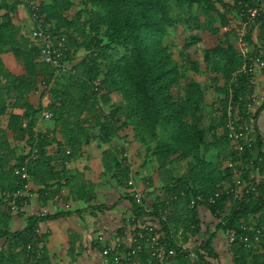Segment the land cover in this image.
I'll use <instances>...</instances> for the list:
<instances>
[{
	"label": "trees",
	"instance_id": "16d2710c",
	"mask_svg": "<svg viewBox=\"0 0 264 264\" xmlns=\"http://www.w3.org/2000/svg\"><path fill=\"white\" fill-rule=\"evenodd\" d=\"M38 2L40 23L53 37H67L68 70L57 73L55 65L40 60L42 45L30 35L33 22L28 29L15 22L22 0H0V120L6 119L0 127V190L12 194L24 187L25 181L14 170L28 159L32 183L42 196L51 199L66 189L69 202H92L95 184L68 164L88 145L108 144L102 151L103 175L111 174L126 189L123 198L132 205L133 215L125 227L131 231L130 240L119 238L121 247L128 246L127 264L153 259L148 239L156 233L165 247L158 264H223L215 240L218 233L227 235L231 229L237 233L232 243L227 235L226 253L232 263L264 264V136L256 125L264 101L255 112L249 109L255 73L248 68L256 56L264 58V13L256 19V40L251 39L253 29H247L252 48L248 59L239 47V29L247 21V12L238 1ZM245 2L256 5L254 0ZM173 29L184 41L181 50L167 41ZM211 36L215 37L212 45L207 42ZM6 54L24 73L9 68ZM203 76L207 81L201 80ZM114 95L120 100H114ZM45 110L53 112L52 124L37 129ZM230 110L253 125L254 144L245 153L228 135ZM115 139L144 147L143 174L133 172L134 154L131 166L124 161L123 141L110 145ZM21 140L26 146L19 149ZM252 159L254 164L247 168ZM230 162L234 167H229ZM132 173L142 203H148L151 212L131 192ZM238 177L254 184L248 196L224 193L216 203H206L215 192L233 188ZM199 195L205 201L191 208V200ZM202 205L215 219L213 229L203 230L207 222L200 216ZM89 208L111 209L112 205ZM80 212L69 208L35 213L14 229L15 213L2 199L0 264H51L43 224ZM258 228L262 229L259 239L240 238L253 236ZM133 238L142 243L135 253L138 242ZM96 242L102 254L105 243ZM72 251L73 242L69 253L75 256Z\"/></svg>",
	"mask_w": 264,
	"mask_h": 264
},
{
	"label": "crops",
	"instance_id": "0c3cea01",
	"mask_svg": "<svg viewBox=\"0 0 264 264\" xmlns=\"http://www.w3.org/2000/svg\"><path fill=\"white\" fill-rule=\"evenodd\" d=\"M22 8L25 11V14H28L27 10L23 6ZM15 22L27 26L32 24L28 15H25L24 20L17 16L15 18ZM9 68L14 71V67ZM20 70L21 72L17 74L24 73L22 68ZM253 80L255 83V91H257L258 94H262L264 89V77L260 70L255 72ZM263 101L264 100L262 99L259 100L254 105L255 108L251 110L255 112L258 107L263 104ZM256 125L260 129L261 134L264 136V110H262ZM48 126H50V124ZM41 129H43V127H41ZM122 141L125 145L124 139H115V141L110 143V145L122 144ZM130 143V140H126V144L129 148ZM136 145L137 151L136 149L134 150L135 160H133V172L135 174L136 171L142 173L141 169H143L142 163L138 165L135 162L137 156L144 155L146 157L145 151L143 152L144 147L139 146L138 144ZM108 146V144L101 143L99 145L98 142H94L85 147L83 152L72 158L68 164L70 169L82 172L84 174V179L87 182H93L95 184L96 199L89 203H85L84 201L70 202L71 210H81V212L56 220H51L43 224V232L48 233L46 248L51 264H102V254L96 242V236L99 233L104 234L108 240L120 238V235H123L120 239L128 242L130 240L129 237H131V231L129 228L125 229V227L133 214L130 201L123 198L126 194V189L118 186L116 182L103 184L100 179L104 172L101 153L104 148H107ZM130 154L132 153L130 152ZM151 171L152 166L148 165L147 173ZM137 177L138 176L136 175V178ZM32 186L35 190L34 192L39 193V196L33 197L27 207V212L14 214L12 221V228L14 229H18L22 226V224H24V221L29 215L28 212L30 213L32 211L34 213H38L42 210H47L49 214H53L65 211L66 209L63 203L65 198L69 200L66 189L60 193L63 199L55 200L54 198L47 199L42 196L39 192L40 190H37L33 183ZM99 204L112 205V208L103 210L89 208L90 205L94 206ZM199 212L203 221L208 222L209 220L207 219L212 217L209 210L203 205L200 206ZM206 226L207 228L213 229V225L210 222H208ZM205 228L203 227V230ZM199 238L202 239L203 234H201ZM71 242H73L74 245V251L72 252H74L76 257L69 253ZM227 243L228 237L226 233H218L215 240V247L220 252L221 258L225 257L223 259V264L226 259L231 258V255L226 253Z\"/></svg>",
	"mask_w": 264,
	"mask_h": 264
},
{
	"label": "built area",
	"instance_id": "2783aa9c",
	"mask_svg": "<svg viewBox=\"0 0 264 264\" xmlns=\"http://www.w3.org/2000/svg\"><path fill=\"white\" fill-rule=\"evenodd\" d=\"M232 1H238L241 5L242 11L247 12V21L243 23L242 28L239 29V32L241 33L239 36V42L240 49L245 57L250 59V56H248V53L251 52L252 48L250 40L246 37L247 36V29H253L252 31V37L251 39L256 40L257 39V29L258 25L256 23L257 17L261 16L262 13H264V0H254L256 2V5H250L248 2H245V0H229ZM22 6L27 10V13L29 17L32 19L33 26L30 30V35L39 41L42 45V51H41V57L40 60L52 63L55 65L57 69V73H60L62 71L68 70L67 63L65 61L66 58V50H67V37L66 35H63L60 38L53 37V34L49 31V29L45 28L43 24L40 23L39 20V2L38 0H22ZM2 16H0V24L2 23ZM264 24V20H263ZM259 47L262 45L259 44ZM250 71L252 73H255L257 70H260L264 77V58L261 55H258L253 59L252 63H250L249 67ZM244 70L246 71V68L244 67ZM54 81V80H53ZM99 84L100 81L96 80L94 82V89L96 91L99 90ZM40 96V92H36V97ZM264 100V89L262 91V94H256L253 93L251 95L252 103L249 106V109H251L252 105H255L259 100ZM43 100L45 103L49 102L48 95H45L43 97ZM231 109V108H230ZM229 121L227 123L228 128V135L230 138L237 141V149L239 152L245 153V151L249 148H252L254 144V128L253 125L250 123H247L245 119L240 116L238 113H234L233 111H229ZM42 118L45 120H52L53 119V112L51 110H45L42 113ZM36 152L35 149L33 151V158H36ZM123 158H125V162L128 165H132V159L131 154L128 148V145L125 142V151L123 153ZM239 165H243V162H238ZM254 164V160H250L249 164L246 165L247 168L252 166ZM229 167H234L235 163L230 162ZM244 166V165H243ZM236 171V169H235ZM15 175L19 176L22 180L25 181L24 187L15 191L12 194H9L5 191L0 190V201L2 199L9 202L11 210L15 214L25 213L27 212V207L29 206L31 200L34 196H39V193H35L32 191V176L28 170V159L19 167H16ZM128 184L131 186V192L133 196L138 200V202L142 203V193L141 190L138 187L137 181L135 180L134 173H132L129 177ZM255 186L252 184L251 181H245L242 177H238L236 184L233 188H229L225 191H217L213 195H211L206 203L208 204H214L220 198L224 193L226 194H233L235 198H240L242 196H248L251 193V190H254ZM21 199V200H19ZM55 200H61L63 197L58 194L54 197ZM65 198L64 205L66 209H69L71 207L70 202ZM205 199L202 196H197L196 198H193L190 203V207L194 208L195 205L199 202H203ZM142 205L145 207L147 212H151L152 208L148 205V203H142ZM47 210H42L38 212L39 215H45L47 214ZM29 215L35 214L34 212H28ZM220 221V219H217ZM243 230H246V226H242ZM262 233V229L258 228L253 236L249 234H245L240 236V238L244 241L250 240V238L259 239V234ZM227 235L229 237V242H234L237 240V233L236 230L231 229L227 232ZM141 237L143 235H140ZM160 234L156 233L154 234L150 239H148L149 246L151 249H153L152 255L153 259L145 261L143 264H158V259H163L164 256V245L160 243L159 241ZM96 240L100 242H104L105 246L102 251V264H127L126 261L129 260L128 253L126 251V248L128 247L126 244L121 247V242L119 238H115L114 240H108L104 234L99 233L96 236ZM133 241L138 242L136 248L132 250V253H135L136 251L140 250L142 247V243H139L137 239L133 238ZM148 245V244H147ZM127 246V247H126ZM186 246V245H185ZM121 248V249H119ZM173 252L172 250L170 251ZM111 254H113V257L111 258ZM194 255V253H192Z\"/></svg>",
	"mask_w": 264,
	"mask_h": 264
},
{
	"label": "rangeland",
	"instance_id": "374dc122",
	"mask_svg": "<svg viewBox=\"0 0 264 264\" xmlns=\"http://www.w3.org/2000/svg\"><path fill=\"white\" fill-rule=\"evenodd\" d=\"M25 15L27 16L28 14H25V11L23 10V8L22 7H19L18 9H17V11L15 12V16L17 17H19L20 19L22 18V20H24V18H25ZM29 16V15H28ZM185 24V23H184ZM186 25V24H185ZM26 28L28 29L29 27L26 25ZM203 32V31H202ZM199 33V32H198ZM207 32H203L202 34L205 36V35H207L206 34ZM167 41L168 42H170L171 44H172V47H176V48H178V50H181L182 48H183V45H184V41H183V39H182V37L180 36V34H178V32H176V31H174V29H173V31H172V35L170 36V37H168L167 38ZM207 42L210 44V45H212L214 42H215V37L214 36H211V39L210 40H208L207 39ZM240 44H241V42H239V47H240ZM178 55V54H177ZM80 58H82L83 57V55L81 54L80 56H79ZM4 58H5V61H6V63L8 64V66L9 67H11V68H13L14 69V72H16V73H20L21 72V68L22 67H20V66H18L17 64H16V61L14 60V58L11 56V55H9V54H6V55H4ZM207 78L208 77H206V76H203V77H201V80L202 81H207ZM253 93H256L257 94V91H255V89H254V92ZM114 100H117V101H119L120 99H119V96L118 95H114ZM255 107H254V105H252L251 106V109H254ZM5 124H6V119L4 118V119H2V120H0V127H4L5 126ZM49 124H52V120H45V119H43V118H40L39 120H38V123H37V129H41V127H45V126H48ZM115 141V140H114ZM18 146H19V149L20 148H23V147H25L26 146V142L23 140H21V141H18ZM114 146H118V144H115ZM143 147V146H142ZM129 148V147H128ZM28 149V148H27ZM104 149H106V148H104ZM136 149V151H137V145L136 144H134L133 143V141H131V143H130V148H129V150H130V152L132 153V154H134V150ZM145 150H143V152H144ZM145 153H146V151H145ZM131 154V155H132ZM101 155H103L102 153H101ZM135 155V154H134ZM144 159H145V156L144 155H139V156H137V159H136V164H143V162H144ZM102 160V159H101ZM103 163V162H102ZM149 165V164H148ZM148 165L146 166V168L148 167ZM100 179H101V182L104 184V183H114V182H116V180L115 179H113L112 178V176H111V174H109V175H107V174H104V175H101V177H100ZM156 182L157 183H161V180L159 179V178H157V180H156ZM117 183V182H116ZM206 218V217H205ZM212 218V219H211ZM209 217L207 220H209L208 222H210L212 225H213V227L212 228H214L215 227V221H213V220H215L213 217ZM207 222V221H206ZM207 222V223H208ZM219 222V221H218ZM204 224H205V222H204ZM206 225L207 224H205L203 227L205 228L206 227ZM225 257H223V259H224ZM224 264H233L232 263V261H231V259L230 258H228V259H226V261H224Z\"/></svg>",
	"mask_w": 264,
	"mask_h": 264
}]
</instances>
